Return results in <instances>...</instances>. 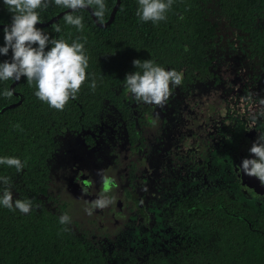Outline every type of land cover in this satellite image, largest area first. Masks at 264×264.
<instances>
[{"label": "trees", "instance_id": "obj_1", "mask_svg": "<svg viewBox=\"0 0 264 264\" xmlns=\"http://www.w3.org/2000/svg\"><path fill=\"white\" fill-rule=\"evenodd\" d=\"M104 2L102 23L109 20L117 0ZM137 8L138 0H119L113 20L106 25H99L87 8L74 12L83 17L82 32L65 23L66 13L50 24L36 25L52 39L85 40L88 79L63 111L41 102L34 95L35 82L29 86L25 77L15 83L0 81V111L4 109L0 157H18L25 164L19 174L14 167L0 165V177L10 178L14 200L31 199L33 205L28 214L0 205V264H264V193L253 196L240 187L234 163L237 148L232 146L237 141L239 150L251 121L258 124L257 137L264 133V118L253 120L264 108L260 104L264 99V0H173L166 20L157 24L140 21ZM213 8L221 11L227 30H219L211 19ZM64 10L50 2L46 9L37 10L40 23ZM11 20L0 0V25ZM57 25L59 33L54 31ZM11 55V50L7 56L0 55V63L10 61ZM135 59H151L166 70L181 72L182 84L173 92L186 91V96L190 90L209 87L210 80L225 69L226 78L237 86L238 99L228 107L229 124L213 146L216 156L202 157L206 162L200 164L191 150L180 151L173 159L168 155L172 168L180 172L164 183L163 203H153L152 193L146 192V211L141 215L136 204L126 202L128 214L112 237L102 216L94 229L81 227L74 212L79 196L73 195L72 200L49 193V162L57 150L56 137L65 130L88 139L96 153L102 151L110 159L108 163L117 164L123 147L144 157L148 145L138 129L144 122L139 110L144 107L127 92L124 81L126 74L139 70L133 67ZM93 79L94 91L89 87ZM6 88L13 90L11 98L3 96ZM186 102L192 107L191 101ZM131 182L134 179L127 182L130 189ZM64 214L70 223L59 222ZM96 233L105 234L104 238L94 239Z\"/></svg>", "mask_w": 264, "mask_h": 264}, {"label": "clouds", "instance_id": "obj_2", "mask_svg": "<svg viewBox=\"0 0 264 264\" xmlns=\"http://www.w3.org/2000/svg\"><path fill=\"white\" fill-rule=\"evenodd\" d=\"M50 2L71 10L65 14L64 20L78 32L84 30L83 17L72 13L94 7L92 14L97 21L102 23L105 18L104 0H3L12 14V20L9 26L3 28L4 45L0 47V55L7 56L10 50L12 55L10 61L0 63V81H20L21 77H25L29 86L35 82L34 95L41 102L47 103L52 109L63 111L70 100L77 99V94L88 79L86 69L89 57L86 55L83 37H77L68 43L64 39H52L36 27L40 23L37 10L46 9ZM172 4L173 0H138L136 15L142 22L157 24L166 20L165 14ZM54 31L59 33L60 26H55ZM132 64L139 70L126 74L124 81L127 92L138 103L164 108L174 94L173 89L182 84L183 74L175 69L166 70L151 59H135ZM89 87L95 90L94 79ZM13 95L11 89L3 91L6 98ZM260 104L264 105V99L260 100ZM261 118H264V108L253 116L254 121ZM249 152L255 158L243 159L238 171L257 178L264 185V133L259 134L252 142ZM0 165L14 167L18 174L25 167L18 157L8 156L0 157ZM101 172L98 174L101 175ZM102 183L104 195L92 201L91 206L85 209L88 215H92L94 209H104L113 203L107 194L117 186L115 179L104 175ZM0 184L3 185L0 189V205L23 214L33 210L31 199L14 200L9 177H0ZM89 186L81 188V191H86ZM36 207L39 208V205ZM59 222L68 224L70 217L67 214L61 215Z\"/></svg>", "mask_w": 264, "mask_h": 264}, {"label": "flooded vegetation", "instance_id": "obj_3", "mask_svg": "<svg viewBox=\"0 0 264 264\" xmlns=\"http://www.w3.org/2000/svg\"><path fill=\"white\" fill-rule=\"evenodd\" d=\"M229 60L231 62L230 67L233 69L235 62L232 57H230ZM249 69L252 71L251 68ZM224 72L225 69L218 77L210 80L209 87L203 85V93H200L201 95H192L190 89L187 90V92L190 90V94L187 93V96L184 95L186 91H180L179 94L173 92L174 94L169 98L164 108L142 103L144 109H140L139 112L140 118L144 119V122H141L142 127L138 126V129L148 145L144 152V157L141 156L139 151L138 156L131 155L132 150H130V153L127 152L130 147L126 149L123 147L118 152L117 164L115 165V163L109 161V164L112 166L109 174L115 179L116 187L119 192L113 194V203L108 207L104 209H94L97 215L109 216L108 211H110L116 219L115 224H118L120 219L122 217L126 218L128 214L126 211V202L127 206L128 203L132 205L136 204V198L141 203L144 213L146 211L144 199L146 192L152 193L153 203H163L164 199L161 202V196L166 188V184L164 183L168 180L169 176L175 177L180 172V169L172 168L173 166L168 162L170 159L167 158L168 155H171L173 159L180 151L191 150L200 160V164L206 162V159L203 160L202 157L214 158L216 156L215 154L217 153L213 150V146L217 140L220 141V130L229 124L227 117H229V115L231 116V110L228 109V107L231 106L230 102L238 99L237 86L232 85V80L226 78ZM233 72L229 73L232 74ZM219 89L222 90L224 95L220 93ZM186 100L191 101L192 107H190L191 105L189 102L185 103ZM220 104L222 108H220ZM222 114H224L225 119ZM223 121H225V124H222ZM251 123L252 126H248L246 130L243 131L244 143L239 147V150L237 141H234L232 145L235 149L237 148L235 154L236 158L243 148L249 149L252 142L257 139L258 124L253 121H251ZM215 130H218V132H215ZM249 130L254 132L251 143H247L244 138V134ZM63 133V135L59 134L56 137L57 144H55V147L57 150L52 152L53 160L49 162V193L57 198H62L65 196L63 194V188L71 189L72 183L78 185L80 190L90 185L87 187L86 191H81V193L87 196V199L91 196L93 200L89 201L85 199L81 201L91 204L92 201L104 195L102 180L99 184H95L91 175L97 171L95 170V166L98 168L103 160L110 159L104 155L102 151L96 153L95 148L91 146V142L88 139L84 141L82 137L68 130H65ZM125 139H127L126 136ZM64 145L73 147L64 150ZM182 146L183 149H181ZM95 154H99V156ZM236 161L237 159L234 162L235 170ZM236 178L238 179L237 170ZM132 179H134V183L131 182L132 186L130 189V185H128L127 182L130 184V180ZM97 186H99L97 191L92 193L91 189H95ZM56 187L57 189H55ZM127 188L128 190H126ZM59 189H61V191H59ZM243 189L245 193L248 192L245 188ZM127 191H130V198L133 202L127 198ZM95 192L98 193L95 194ZM109 194H111V192L107 195L109 196ZM233 198L237 199V197L232 196V199ZM46 203L51 209L54 208L53 203L48 201ZM161 209L162 208H159L157 212L162 214L164 211H160ZM146 217L142 218L144 219ZM96 234L93 237L94 239H103L105 235L103 233Z\"/></svg>", "mask_w": 264, "mask_h": 264}, {"label": "rangeland", "instance_id": "obj_4", "mask_svg": "<svg viewBox=\"0 0 264 264\" xmlns=\"http://www.w3.org/2000/svg\"><path fill=\"white\" fill-rule=\"evenodd\" d=\"M210 17L213 21L217 22L219 25V30H227L228 29V25L226 20L224 19L221 11L219 9L213 8V10L210 11ZM233 59V56H231ZM198 89V88H197ZM191 93L193 95H198L200 93H203V88L199 87L198 91H191ZM75 145V143H74ZM73 146H68V145H64V150L66 149H71ZM97 156H99L97 154ZM101 165L98 166V168H96L95 166V171L94 173H92L91 177L92 180L94 181L95 184H97L100 180H102V176L107 175L110 176L109 171L111 169V165L108 163L107 160H103L102 163H100ZM101 172V175H99L98 173ZM72 188L71 189H64L63 188V194L68 198H71L72 200H74V196L73 195H77L79 197H77L74 201L75 203V218L80 221L81 223V227L85 229H94V223L97 221L98 216L96 211H93L92 215H88L87 212L85 211V209L90 207V203L88 204L87 202H82L81 200H93L92 197L90 196L87 199V196H84L83 193H81L80 187L78 185H76L75 183L71 184ZM101 187V185H100ZM92 188V187H91ZM57 189V187L55 188ZM115 190H113L111 192V194H109V197L112 198L113 194L116 192L118 193L119 190L117 187L114 188ZM92 193L95 191L93 188L91 189ZM59 191H61V189H59ZM71 193V194H69ZM95 194H97V192H95ZM112 200H114V198H112ZM109 216H102L104 223L107 225L108 229V234L111 233L110 236L113 237L114 233L117 232L118 228H116L117 224L115 225V221L116 219L113 217L112 212L108 211Z\"/></svg>", "mask_w": 264, "mask_h": 264}, {"label": "water", "instance_id": "obj_5", "mask_svg": "<svg viewBox=\"0 0 264 264\" xmlns=\"http://www.w3.org/2000/svg\"><path fill=\"white\" fill-rule=\"evenodd\" d=\"M118 5H119V0H117L116 5H115L114 9L112 10V13L110 15L109 20H107L105 23H98V24L99 25L109 24L113 20V17H114V14H115V12H116V10L118 8ZM87 9L90 11V13H91L92 17L94 18V20L96 22H98L97 19L92 14L93 13V10L90 7L87 8ZM69 11H71V10L70 9H66V10L62 11L61 13H59L54 18H52L49 22L39 23V24H41V25L50 24L53 21L57 20L60 16H62L63 14H65V13H67ZM10 24H1L0 27L9 26ZM15 82L16 81H14L13 83H15ZM20 101L21 100H19V102ZM3 111H4V109H2L0 111V114ZM253 137H254V132L252 130H249L248 132H246L244 134V138L247 141V143H251V140H253ZM245 158H255V157L252 156V154L249 152V149H244L243 148L239 152V155H238L237 161H236L237 177L240 180V187L245 188L249 193H251L254 196H260V195H262L264 193V185H261L260 182H259V180L257 178H255V177H249V176L245 175L243 172H239L238 171V167L241 165L242 160L245 159ZM136 204H137L136 206H137L138 211L140 212L141 215H143L142 205H141V203L139 202V200L137 198H136Z\"/></svg>", "mask_w": 264, "mask_h": 264}]
</instances>
